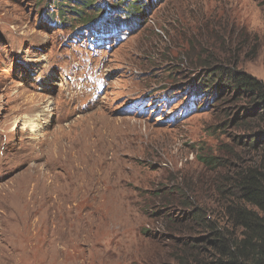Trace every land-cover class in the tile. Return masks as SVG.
Instances as JSON below:
<instances>
[{"label": "rangeland", "instance_id": "rangeland-1", "mask_svg": "<svg viewBox=\"0 0 264 264\" xmlns=\"http://www.w3.org/2000/svg\"><path fill=\"white\" fill-rule=\"evenodd\" d=\"M54 1L0 0V264H175L156 191L197 183L200 157L261 159L227 123L230 95L184 111L189 71L234 55L264 81V0H141L110 33L119 0L67 26Z\"/></svg>", "mask_w": 264, "mask_h": 264}, {"label": "trees", "instance_id": "trees-1", "mask_svg": "<svg viewBox=\"0 0 264 264\" xmlns=\"http://www.w3.org/2000/svg\"><path fill=\"white\" fill-rule=\"evenodd\" d=\"M140 1L119 0L114 11L124 6L125 15L105 19L104 30L131 29L135 15L144 8ZM54 2L56 12L50 19L57 16L64 20L61 24L65 26L71 16L86 24L98 15H86L87 9H98L93 7L92 0ZM187 42L190 45L188 39ZM166 58L174 62L175 57ZM188 58L193 60V56ZM196 60L200 63L189 71L186 82L191 92L190 106L197 104L199 110L201 101L197 102L201 98L203 102L221 101L230 95L232 105L226 109L230 117L227 123L247 132L236 140L258 153L261 159L234 168V163L223 165L219 156L200 157L209 167L204 176L197 183L186 181L157 190L161 202L149 208L153 209L152 215L164 218V231L179 235L169 239L173 242L171 258L175 264H264V81L239 69L234 55L224 58L211 53ZM173 209L176 212L172 213ZM149 235L157 237L156 233Z\"/></svg>", "mask_w": 264, "mask_h": 264}, {"label": "bare ground", "instance_id": "bare-ground-1", "mask_svg": "<svg viewBox=\"0 0 264 264\" xmlns=\"http://www.w3.org/2000/svg\"><path fill=\"white\" fill-rule=\"evenodd\" d=\"M30 127L32 128V130H34V125L30 124ZM43 138V137H42ZM49 140V139H48ZM43 146V145H42ZM45 150V149H44ZM39 152V151H38Z\"/></svg>", "mask_w": 264, "mask_h": 264}]
</instances>
